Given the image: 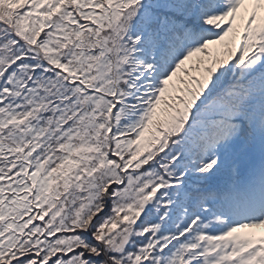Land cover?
I'll return each mask as SVG.
<instances>
[{
	"label": "snow or ice",
	"instance_id": "6c2138e0",
	"mask_svg": "<svg viewBox=\"0 0 264 264\" xmlns=\"http://www.w3.org/2000/svg\"><path fill=\"white\" fill-rule=\"evenodd\" d=\"M0 264H264V0H0Z\"/></svg>",
	"mask_w": 264,
	"mask_h": 264
}]
</instances>
